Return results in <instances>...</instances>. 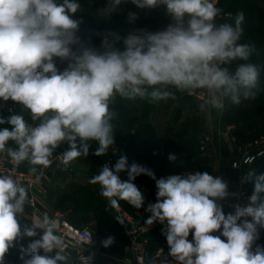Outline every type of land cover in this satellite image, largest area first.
Segmentation results:
<instances>
[{"label":"clouds","instance_id":"1","mask_svg":"<svg viewBox=\"0 0 264 264\" xmlns=\"http://www.w3.org/2000/svg\"><path fill=\"white\" fill-rule=\"evenodd\" d=\"M126 2L107 0L99 12L109 16ZM130 2L140 9L164 6L170 22L162 30L139 29L124 37L108 32L97 47L78 34L79 0H0V101L24 108L20 114L0 116V125H11V130L0 129V159L14 168L26 166L28 175L39 181L61 145L67 148L57 167L65 169L88 156V141L97 144L96 157L114 151L117 113L112 106L117 97L157 102L175 99V92L202 91L206 99L200 111L221 114L225 102L255 99L264 65L250 60L257 53L255 44L240 42L242 11L234 23L217 24L222 9L216 0ZM58 61L66 64L63 70ZM254 159L245 157L243 163L252 165ZM124 171L127 180L120 178ZM142 174L155 180L157 188L156 202L145 209L150 213L145 224L166 223L162 234L175 264H264V247L252 250L258 226L264 228V174L248 169L242 183L253 185L251 194L245 203L229 205L234 212L227 214L224 203L239 200L240 194L230 192L223 177L206 171L157 179L151 169L129 165L121 155L114 166L104 164L89 183L99 185L112 208L119 209L124 201L140 209L145 197L133 181ZM30 204L29 188L11 172H0V264L14 247L22 264H71L58 221L41 212L29 222L25 208ZM116 221L124 224L120 217ZM37 236L26 247L20 243ZM86 243H92L90 237ZM113 243L112 236L101 241L104 248ZM94 255L84 256V264H91Z\"/></svg>","mask_w":264,"mask_h":264},{"label":"rangeland","instance_id":"2","mask_svg":"<svg viewBox=\"0 0 264 264\" xmlns=\"http://www.w3.org/2000/svg\"><path fill=\"white\" fill-rule=\"evenodd\" d=\"M79 2L81 10L78 18L82 19V23L78 34L97 47L101 43L102 36L108 32L124 37L139 29L162 30L170 22L164 6L140 9L128 0L121 4L116 12L104 16L100 14L99 9L105 7L107 0H79ZM216 6L222 9L221 15L216 20L217 24L234 23L236 14L241 11L244 13V31L240 42L255 44L257 53L250 60L264 65V1L216 0ZM108 19L113 20L110 25L115 26L114 28L92 34L86 32L90 30L86 28L88 24L98 30L104 27L97 22ZM123 24L130 26L126 28ZM83 30L85 33L82 32ZM58 67L63 70L66 64L58 61ZM232 67L234 68L235 64ZM173 91L175 92L174 89ZM175 96V99L157 102L117 97L112 106L117 113V118L112 121L115 134L114 151L109 149L108 154L96 157L92 153L97 144L88 141V156L77 158L80 160L76 159L79 161V174H84L82 177L84 185L79 186L85 193L84 204L94 214L102 212L106 217H110L115 228H117L115 217L114 213L109 211L111 206L108 200L100 195L99 185H92L89 180L99 174L104 164L114 166L121 155L127 157L129 165L136 162L151 169L157 179L196 171H206L218 176L225 168L243 175L249 168H254L258 174L264 168V164L256 161L258 159L256 153L260 149L264 150V71L261 73L260 90L255 99H242L239 105L231 104L237 110L234 115L228 116L225 110L222 114L218 112L219 115L211 119L209 111L201 112L199 104L206 99V93L202 91L193 95L175 92ZM227 103L225 102V105ZM0 105H3L0 107V116L3 117L24 112L23 106L19 103L0 101ZM0 126L11 130L9 124ZM234 143L242 150V154L239 159L230 160L226 166V161H229L226 160L227 157L240 154L238 149L233 147ZM66 148V144L61 145L53 158L59 156ZM235 149L236 155H232ZM170 154L176 156L175 161L168 159ZM248 156L255 158L252 165L243 163L244 158ZM234 163L238 166L233 167ZM20 168L27 173L24 166ZM120 178L127 180V171L121 172ZM133 182L145 197L144 205L136 209L127 202L120 201V208L126 212L138 211L148 218L150 213L145 209L157 199L155 180L142 174ZM232 183L237 184L236 181ZM242 184V181H239L240 189ZM153 247L154 249L162 247L164 252H169L165 235Z\"/></svg>","mask_w":264,"mask_h":264},{"label":"crops","instance_id":"3","mask_svg":"<svg viewBox=\"0 0 264 264\" xmlns=\"http://www.w3.org/2000/svg\"><path fill=\"white\" fill-rule=\"evenodd\" d=\"M224 111L228 116L234 115L237 110L235 106L227 103L225 105ZM218 110L212 109L209 111V116L211 119L218 116ZM262 139V138H261ZM234 148H237L236 143H234ZM238 149V148H237ZM240 154H235L236 149L232 152V155L236 156L227 157L225 165L227 166L233 158L239 159L242 150L238 149ZM237 151V152H238ZM262 152V155L256 160L259 164H264V150L260 149L256 154ZM80 160V159H77ZM79 161H72L69 166L65 169L62 164L57 167L58 163L52 164V166L45 170V174L41 177V181L32 190L29 192L30 198L38 206V209L41 212H47L50 216L55 212H61L66 215L67 220L74 226L79 228H87L91 230L94 234L95 239V249L101 254L104 259L99 262V264H121V261L126 257L124 248L126 245V239L117 227L115 228L110 217H106L104 213L94 214L85 203V193L82 192L83 189L79 186H83L84 174H79ZM25 171L27 167L24 166ZM223 169V168H222ZM258 174H264V172H259ZM242 175V176H241ZM245 175V174H244ZM243 174H237L232 172L229 168L223 169V171L218 174V176L223 177L228 181L229 191L236 192L240 194L239 200L236 198H229L227 202L224 203L223 211L225 214L229 212H234V209L229 205L240 202L245 203L247 197L251 194L253 185L251 183H243L241 189L239 188V181H242ZM237 182L232 183V182ZM82 190V191H81ZM26 219L30 222L35 217L32 215L31 209L26 206ZM146 217V216H145ZM249 220L251 218H248ZM166 224V223H165ZM165 224L161 225L158 229L150 232L146 235V253H145V262L149 264V261L153 260V257L158 252H164V248L157 247L154 249L153 245L161 241L163 237L162 229L165 228ZM116 225V224H115ZM258 239L253 243V251H255L257 246L264 247V228L258 226ZM42 234V232H41ZM219 233H216L218 235ZM112 236L114 237V243L108 247L104 248L101 244V241L105 238ZM39 236L34 238L25 237L22 242L26 246L29 242L34 239H38ZM223 239V237H222ZM43 255V252L41 251ZM71 264H76V256L73 253H69ZM5 261L7 264H22V261L19 259V251L12 250L5 256Z\"/></svg>","mask_w":264,"mask_h":264},{"label":"built area","instance_id":"4","mask_svg":"<svg viewBox=\"0 0 264 264\" xmlns=\"http://www.w3.org/2000/svg\"><path fill=\"white\" fill-rule=\"evenodd\" d=\"M2 129V126H0ZM115 154V152H114ZM262 152L258 153L256 157H260ZM54 163H60L59 156L53 158ZM111 167L110 164H107ZM0 172H11L14 176L18 177L25 186L29 188L31 193L36 186L40 183L41 179L37 181L34 177L28 175V173L21 170V168H14L11 163L5 159H0ZM31 204L28 206L31 209L32 215L36 218L39 216L41 211L38 206L30 198ZM109 211L114 213L115 224L122 231L125 239L126 245L124 248L126 257L121 261V264H146L145 253H146V235L154 230L158 229L162 224L159 222H154L153 225L148 226L145 224L147 218L138 211L126 212L119 207V209L109 208ZM58 221L59 231L63 234L65 238V243L67 245V253H73L76 256V264H84V256H89L95 253L91 264H99L104 257L99 254L95 249V239L94 234L91 230L87 228H79L72 225L66 218V215L61 212H55L51 215ZM120 217L124 224L116 221V218ZM91 234V236H90ZM91 239L92 243L88 245L86 241ZM192 236H189V240ZM154 264H163L164 261L167 264H175L172 258L168 256V252H158L154 255ZM4 264L7 262L4 259Z\"/></svg>","mask_w":264,"mask_h":264},{"label":"trees","instance_id":"5","mask_svg":"<svg viewBox=\"0 0 264 264\" xmlns=\"http://www.w3.org/2000/svg\"><path fill=\"white\" fill-rule=\"evenodd\" d=\"M254 1H264V0H254ZM113 20L111 19H108V20H105V21H99V22H97V23H99V25L100 24H102L103 25V27L104 28H102V29H95V27H91L92 25L91 24H88L87 26H86V28L88 27V28H90V30H88V31H86V32H88V33H98L99 31H101V30H103V29H110V28H114L115 26H112V25H110V23L112 22ZM123 25H126L125 27L126 28H129L128 26H130L129 24H123ZM83 33H85V31L83 30L82 31ZM262 171L264 172V168L262 169ZM23 241V240H22ZM22 241H20V243H22V244H24V242H22ZM27 246V245H26ZM25 246V247H26ZM12 250H18V247H14L13 249H10V251H12ZM9 251V252H10Z\"/></svg>","mask_w":264,"mask_h":264}]
</instances>
